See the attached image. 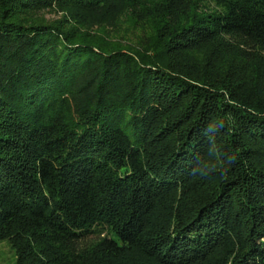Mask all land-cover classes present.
Returning a JSON list of instances; mask_svg holds the SVG:
<instances>
[{"label": "trees", "instance_id": "trees-1", "mask_svg": "<svg viewBox=\"0 0 264 264\" xmlns=\"http://www.w3.org/2000/svg\"><path fill=\"white\" fill-rule=\"evenodd\" d=\"M0 240L264 264V0H0Z\"/></svg>", "mask_w": 264, "mask_h": 264}, {"label": "rangeland", "instance_id": "rangeland-1", "mask_svg": "<svg viewBox=\"0 0 264 264\" xmlns=\"http://www.w3.org/2000/svg\"><path fill=\"white\" fill-rule=\"evenodd\" d=\"M48 18H57L55 14H47ZM16 253L7 240H0V264H16Z\"/></svg>", "mask_w": 264, "mask_h": 264}, {"label": "clouds", "instance_id": "clouds-1", "mask_svg": "<svg viewBox=\"0 0 264 264\" xmlns=\"http://www.w3.org/2000/svg\"><path fill=\"white\" fill-rule=\"evenodd\" d=\"M213 125H216V121H215V120H214V121H211V122L209 123V126H208V127H211V126H213ZM233 159H234L233 156H229V157H228V160H227L225 163L230 164L231 161H232ZM205 174H207V173H202L201 175H205Z\"/></svg>", "mask_w": 264, "mask_h": 264}]
</instances>
